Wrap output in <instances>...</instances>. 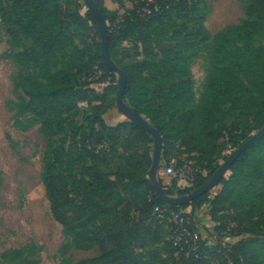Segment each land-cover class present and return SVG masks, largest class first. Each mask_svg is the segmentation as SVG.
<instances>
[{
    "label": "trees",
    "instance_id": "obj_1",
    "mask_svg": "<svg viewBox=\"0 0 264 264\" xmlns=\"http://www.w3.org/2000/svg\"><path fill=\"white\" fill-rule=\"evenodd\" d=\"M113 1L125 11L122 19L96 0L108 24L111 56L128 78L125 101L160 132L162 162L182 163L187 154L200 166L191 187L159 178L167 194H188L220 167L212 157L220 155L221 140L231 135V141L242 136L245 142L264 126V0H251L245 18L216 35L199 101L188 55L210 40L207 1L155 0L162 8L148 15L142 12L147 0ZM0 2L8 41L17 48L14 126L39 124L46 142L43 183L68 239L64 250L98 249L76 264H264V137L233 163L218 192L191 204L164 202L150 179L152 135L132 121L109 125L103 117L114 106L117 76L102 56L101 40L89 42L91 30L101 37L89 8L82 13L71 0ZM134 42L143 60L123 65L115 50ZM97 66L109 78L103 93L91 87ZM81 101L96 102L85 122L78 119ZM114 158L120 165L106 171ZM204 206L220 236L214 244L194 220L195 209ZM157 207L166 210L163 217ZM171 211L188 218L185 227L199 232L197 239L185 235ZM228 236L235 241L224 244ZM28 250L14 249L13 257Z\"/></svg>",
    "mask_w": 264,
    "mask_h": 264
},
{
    "label": "rangeland",
    "instance_id": "obj_2",
    "mask_svg": "<svg viewBox=\"0 0 264 264\" xmlns=\"http://www.w3.org/2000/svg\"><path fill=\"white\" fill-rule=\"evenodd\" d=\"M206 1L209 12L205 16V26L210 31L211 37L208 42L200 44L188 55L195 81L197 101L211 68L210 55L216 35L245 18L251 3V0ZM71 2L73 8H79L82 13L88 9L84 0H71ZM88 34L90 43H93V40H101L94 30L89 31ZM8 40L7 27L0 16V264H76L81 259L95 256L98 249L97 247L78 249L71 246L68 250H64L68 239L63 226L51 212L43 183L46 142L39 132V124L36 123L27 130L14 126L15 105L18 103L13 83L18 70L14 59L17 48H13ZM262 43L264 44V37ZM124 45L126 46L118 45L115 50L116 57L123 65H134L143 60L137 48V42ZM108 79V77H96L91 87L97 93H103L108 85ZM116 84L118 89V83ZM116 95L117 92L112 95V99L115 100L114 106L103 113L109 125L113 108L124 119L122 122L130 121L116 105ZM95 103L90 104L88 101L79 103V122L83 121L84 116L93 115ZM259 130L250 132L248 137ZM243 131L244 129H241L234 135L243 134ZM229 137L219 142L222 150L220 155L217 151L213 155L214 163L222 164L245 139L239 136L231 141ZM118 149L123 151L120 147ZM111 162L110 165H104L106 171H115L121 159L114 158ZM164 164H166L165 161L161 160L158 177L167 179ZM162 165L163 168H161ZM230 173L229 171L226 175L229 176ZM220 187V185L214 187L212 192H217ZM207 208L204 206L202 209H195L194 220L197 224L207 225L208 221H213ZM110 217H112L111 214ZM216 232L213 233L214 238L210 234L205 237L210 244L217 243L220 236ZM227 238L224 244L235 241V238L230 236ZM27 245L30 246V250L25 251L20 258L13 257L14 249H21Z\"/></svg>",
    "mask_w": 264,
    "mask_h": 264
},
{
    "label": "water",
    "instance_id": "obj_3",
    "mask_svg": "<svg viewBox=\"0 0 264 264\" xmlns=\"http://www.w3.org/2000/svg\"><path fill=\"white\" fill-rule=\"evenodd\" d=\"M84 1L89 10L93 13L99 28V32L101 34L102 56L109 70L115 73L117 76L118 91L116 95V105L130 121L144 128L152 135L154 139V157L150 171V179L155 188L156 194L164 202L170 203L172 205L191 204L196 198L216 187L222 180V178L226 175V173L230 170L233 163L242 155V153L248 150L264 137V126L257 133L251 136L247 141H245L240 147L235 149L220 165L217 171L201 187L185 195L178 196L167 194L163 189L158 177L160 162L162 159V136L160 132L149 122V120L146 119L145 116L138 113L125 101L124 95L128 84V78L125 71L117 65V63L111 56L109 44V29L106 18L99 8L96 0Z\"/></svg>",
    "mask_w": 264,
    "mask_h": 264
},
{
    "label": "built area",
    "instance_id": "obj_4",
    "mask_svg": "<svg viewBox=\"0 0 264 264\" xmlns=\"http://www.w3.org/2000/svg\"><path fill=\"white\" fill-rule=\"evenodd\" d=\"M148 3L146 4L145 7L142 8V12L144 15L150 14L153 10L154 11H159L162 6L159 2L155 0H147ZM106 72L100 68L96 67L95 75L90 78L91 81H94L96 77H103L105 76ZM105 144H101L96 146V152H98L99 149L104 148ZM188 155L184 154L182 158V163L179 162L178 159L173 158L171 161L168 163L165 162L164 164V172L166 175L174 178L176 180V186L178 188H186V187H191L196 179V175L198 173H201L202 170L199 165H197L196 161L193 159L187 158ZM156 211L159 213L161 217L164 216L166 210L165 209H160L159 207L156 208ZM171 216L173 222L179 227L183 228V232L185 235L190 236L194 240L197 239V234L199 232H189L187 231V228L185 227L187 223H189L188 218L183 216L180 212L176 211H171Z\"/></svg>",
    "mask_w": 264,
    "mask_h": 264
},
{
    "label": "crops",
    "instance_id": "obj_5",
    "mask_svg": "<svg viewBox=\"0 0 264 264\" xmlns=\"http://www.w3.org/2000/svg\"><path fill=\"white\" fill-rule=\"evenodd\" d=\"M104 4L110 11L116 12L119 15V19H122V16L125 13V11H124V9L120 8V6L117 2H115L113 0H104ZM126 5L128 8L132 7L131 4L127 3ZM111 114H112V117H111L110 125H117L124 120L121 116H119L117 114V112L114 110V108H113V111L111 110ZM214 224H215L214 221H208L207 225H205L204 223L197 224L198 229H199L200 233L202 234V236H204V238L207 237L208 234H210L213 238L215 237V236H213V233H214L213 228L215 226Z\"/></svg>",
    "mask_w": 264,
    "mask_h": 264
}]
</instances>
